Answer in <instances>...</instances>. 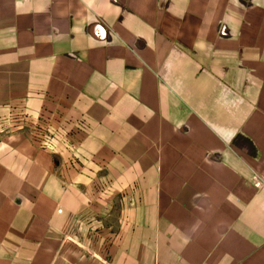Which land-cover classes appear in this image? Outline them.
Masks as SVG:
<instances>
[{
  "label": "crops",
  "instance_id": "crops-1",
  "mask_svg": "<svg viewBox=\"0 0 264 264\" xmlns=\"http://www.w3.org/2000/svg\"><path fill=\"white\" fill-rule=\"evenodd\" d=\"M0 264H264V0H0Z\"/></svg>",
  "mask_w": 264,
  "mask_h": 264
},
{
  "label": "built area",
  "instance_id": "built-area-1",
  "mask_svg": "<svg viewBox=\"0 0 264 264\" xmlns=\"http://www.w3.org/2000/svg\"><path fill=\"white\" fill-rule=\"evenodd\" d=\"M43 143H44L45 145H48L45 141H43ZM255 184H256L257 186H260V185L262 184V181L257 177Z\"/></svg>",
  "mask_w": 264,
  "mask_h": 264
}]
</instances>
